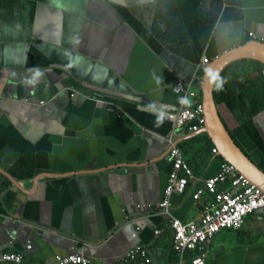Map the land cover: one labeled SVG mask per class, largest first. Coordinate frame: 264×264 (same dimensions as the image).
<instances>
[{
	"label": "crops",
	"instance_id": "1",
	"mask_svg": "<svg viewBox=\"0 0 264 264\" xmlns=\"http://www.w3.org/2000/svg\"><path fill=\"white\" fill-rule=\"evenodd\" d=\"M250 33L264 39V0H0V256L53 264L78 252L128 264L126 251L145 245L151 264H176L158 208L181 105L172 86ZM206 66L192 88L201 97ZM263 67L228 65L220 77L235 91L217 105L264 170ZM154 112L166 114L162 125ZM191 134L174 137L195 174L172 200L183 222L200 217L193 195L224 161L206 134ZM205 252L206 264H264V214L220 232Z\"/></svg>",
	"mask_w": 264,
	"mask_h": 264
},
{
	"label": "built area",
	"instance_id": "2",
	"mask_svg": "<svg viewBox=\"0 0 264 264\" xmlns=\"http://www.w3.org/2000/svg\"><path fill=\"white\" fill-rule=\"evenodd\" d=\"M249 36L257 40L254 33H250ZM263 40L260 42H264ZM208 63L209 59H203L197 65L190 81L177 80L172 86L175 94L190 101L188 104L181 103L173 129L166 139L171 146L169 156L172 171L164 199L158 205L160 213L169 219L165 227L172 232L176 264H206L205 247L210 240L224 230L241 229L252 214L258 212L264 214L262 189L252 183L236 166L226 161L222 162L218 172L207 178L193 195V200L202 207V213L197 220L183 222L175 218L171 212L173 198L184 196L195 180L194 170L185 159L182 150L174 144V137L199 132L205 125L202 97L192 88L195 81L200 79L198 71ZM262 75L264 77V67ZM40 104L46 105L47 102L41 101ZM213 153H218L216 148L213 149ZM161 233V229L155 231L156 236ZM32 247L29 245L28 248ZM124 261L128 264H151L152 259L145 245H137L126 251ZM25 262V256L21 253L8 252L0 256V264H26ZM53 264H91V258L83 253L71 252L68 255L57 256Z\"/></svg>",
	"mask_w": 264,
	"mask_h": 264
},
{
	"label": "water",
	"instance_id": "3",
	"mask_svg": "<svg viewBox=\"0 0 264 264\" xmlns=\"http://www.w3.org/2000/svg\"><path fill=\"white\" fill-rule=\"evenodd\" d=\"M243 59H251L264 65V43L256 40L248 41L219 55L204 68L201 92L205 125L199 132L191 135L206 134L223 160L236 166L243 175L264 192V170L233 139L221 118L215 101L216 83L211 82L210 77L206 75V69H211L220 76L228 65Z\"/></svg>",
	"mask_w": 264,
	"mask_h": 264
},
{
	"label": "clouds",
	"instance_id": "4",
	"mask_svg": "<svg viewBox=\"0 0 264 264\" xmlns=\"http://www.w3.org/2000/svg\"><path fill=\"white\" fill-rule=\"evenodd\" d=\"M65 55L68 56L69 61H70V63L66 67H72L74 61L72 60L71 54L70 53H65ZM78 59L79 58H77V60ZM39 75H40V73L37 72L36 76H39ZM206 75L210 77L211 82L216 83V87H217L218 90H223V85H224V83L226 81L224 80V78L219 76V73L213 72V70H211V69H206ZM34 82H35V78H33V80L28 81V83H34ZM180 102L182 104L190 103V101L186 97H181L180 98ZM154 114L157 116V120H156L157 126L162 125L166 114L164 112H154Z\"/></svg>",
	"mask_w": 264,
	"mask_h": 264
},
{
	"label": "trees",
	"instance_id": "5",
	"mask_svg": "<svg viewBox=\"0 0 264 264\" xmlns=\"http://www.w3.org/2000/svg\"><path fill=\"white\" fill-rule=\"evenodd\" d=\"M223 71H222L220 76H222ZM225 81L226 82L223 85V90H218L217 87H216V84H215L214 97H215V101H216L217 104L222 102V100H224L227 96H229L230 94H232L235 91V89H234L235 88L234 87L235 82L232 79L225 80ZM205 137L210 142V144H209L210 148L213 149V147H215V146L212 144L211 140L209 139V137L207 135H205Z\"/></svg>",
	"mask_w": 264,
	"mask_h": 264
}]
</instances>
